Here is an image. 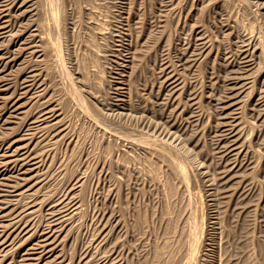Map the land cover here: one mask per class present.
Wrapping results in <instances>:
<instances>
[{
	"label": "rangeland",
	"instance_id": "obj_1",
	"mask_svg": "<svg viewBox=\"0 0 264 264\" xmlns=\"http://www.w3.org/2000/svg\"><path fill=\"white\" fill-rule=\"evenodd\" d=\"M0 264H264V0H0Z\"/></svg>",
	"mask_w": 264,
	"mask_h": 264
},
{
	"label": "bare ground",
	"instance_id": "obj_2",
	"mask_svg": "<svg viewBox=\"0 0 264 264\" xmlns=\"http://www.w3.org/2000/svg\"><path fill=\"white\" fill-rule=\"evenodd\" d=\"M4 1V0H3ZM230 127H232V126H230ZM48 234V233H47ZM50 235V234H49ZM43 238H45V236L43 237ZM47 238V237H46ZM49 240V239H48ZM39 242V241H38ZM51 242V241H50ZM40 243V242H39ZM43 245V244H42ZM37 246H40V245H37ZM36 247V246H35ZM44 247V246H43ZM45 250V249H44Z\"/></svg>",
	"mask_w": 264,
	"mask_h": 264
}]
</instances>
